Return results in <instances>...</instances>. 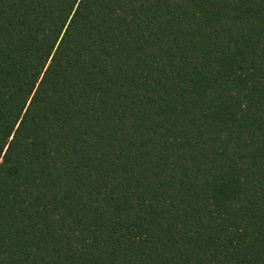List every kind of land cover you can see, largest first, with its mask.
I'll list each match as a JSON object with an SVG mask.
<instances>
[{
	"label": "trees",
	"instance_id": "trees-1",
	"mask_svg": "<svg viewBox=\"0 0 264 264\" xmlns=\"http://www.w3.org/2000/svg\"><path fill=\"white\" fill-rule=\"evenodd\" d=\"M0 145V264H264V0H0Z\"/></svg>",
	"mask_w": 264,
	"mask_h": 264
},
{
	"label": "snow or ice",
	"instance_id": "snow-or-ice-1",
	"mask_svg": "<svg viewBox=\"0 0 264 264\" xmlns=\"http://www.w3.org/2000/svg\"><path fill=\"white\" fill-rule=\"evenodd\" d=\"M65 3H66L68 10L72 12L73 15H75L77 13L78 7L81 4V0H65ZM73 5H75V7ZM72 19L73 17H69L70 22ZM9 147L10 145H0V156L6 155L7 149Z\"/></svg>",
	"mask_w": 264,
	"mask_h": 264
}]
</instances>
